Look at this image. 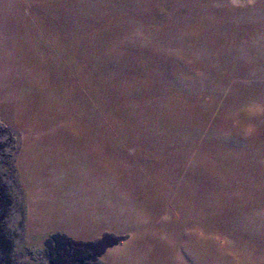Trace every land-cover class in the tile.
Returning <instances> with one entry per match:
<instances>
[{
    "label": "rangeland",
    "instance_id": "1",
    "mask_svg": "<svg viewBox=\"0 0 264 264\" xmlns=\"http://www.w3.org/2000/svg\"><path fill=\"white\" fill-rule=\"evenodd\" d=\"M252 101L264 0H0V264H264Z\"/></svg>",
    "mask_w": 264,
    "mask_h": 264
},
{
    "label": "clouds",
    "instance_id": "2",
    "mask_svg": "<svg viewBox=\"0 0 264 264\" xmlns=\"http://www.w3.org/2000/svg\"><path fill=\"white\" fill-rule=\"evenodd\" d=\"M262 110H264V108L261 107V104L259 102L252 101L242 104L234 114L235 116L234 122L236 124L243 126V122L248 116H250L253 113L260 112ZM243 130L245 134H249L252 132L253 129L250 125H248L244 127Z\"/></svg>",
    "mask_w": 264,
    "mask_h": 264
}]
</instances>
